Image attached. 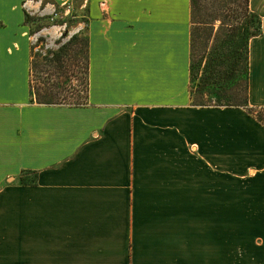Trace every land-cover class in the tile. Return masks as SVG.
<instances>
[{"label": "crops", "instance_id": "crops-1", "mask_svg": "<svg viewBox=\"0 0 264 264\" xmlns=\"http://www.w3.org/2000/svg\"><path fill=\"white\" fill-rule=\"evenodd\" d=\"M45 2L78 4L84 106L29 103L47 30L31 34L25 13L50 15ZM249 8L261 22L248 46L255 109L264 0ZM190 19V0H0V264H216L217 209L239 212L246 258L264 264V126L193 105Z\"/></svg>", "mask_w": 264, "mask_h": 264}, {"label": "trees", "instance_id": "trees-1", "mask_svg": "<svg viewBox=\"0 0 264 264\" xmlns=\"http://www.w3.org/2000/svg\"><path fill=\"white\" fill-rule=\"evenodd\" d=\"M190 8L188 91L193 105L242 108L264 124V108H249L247 103L248 46L261 30L260 19L250 10L249 0H190ZM239 9L242 22L237 21ZM29 20L25 13V22ZM216 22L220 25L213 34ZM43 42V38H38V44ZM55 45L57 49L45 50L39 59L31 55L29 103L84 106L88 92V39L79 32L64 43L61 37ZM76 68L81 70L82 78H74Z\"/></svg>", "mask_w": 264, "mask_h": 264}, {"label": "rangeland", "instance_id": "rangeland-1", "mask_svg": "<svg viewBox=\"0 0 264 264\" xmlns=\"http://www.w3.org/2000/svg\"><path fill=\"white\" fill-rule=\"evenodd\" d=\"M202 2L203 1H200L201 4ZM45 5H50V15H45L43 17L30 16L31 20L27 22V24L31 28V31L35 32V35H38L37 33L40 32L39 29L41 28L45 27V29L47 30L44 33L40 32L41 35H46L47 39L43 38V43L36 44V47L32 52V55L38 59L39 56H43L45 50L57 49L58 46L55 45V42L59 39L61 40V37L62 43H64L69 37L76 33H85L84 24L79 14L78 4L69 3V6H63L59 3L45 2ZM47 11L48 10H46L45 12ZM237 17L238 22L243 21L240 9L238 10ZM219 25V22L215 23L213 34H215ZM211 44L212 41L210 42L209 47L211 46ZM74 78H82L81 70L79 68H76ZM197 81L198 79H196L194 83H197ZM262 125L264 126V124ZM216 218V264H251L249 262L250 257L246 258V255L254 253L252 251L250 252L249 250H247L250 244L242 241V237L240 234L241 216L239 212L217 209ZM225 236L226 240L224 239Z\"/></svg>", "mask_w": 264, "mask_h": 264}]
</instances>
